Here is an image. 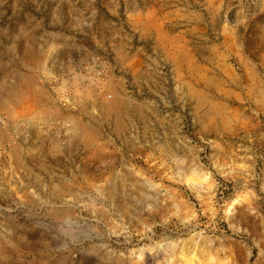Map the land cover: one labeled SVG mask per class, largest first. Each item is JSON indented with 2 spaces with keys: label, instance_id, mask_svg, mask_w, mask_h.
I'll return each instance as SVG.
<instances>
[{
  "label": "rangeland",
  "instance_id": "obj_1",
  "mask_svg": "<svg viewBox=\"0 0 264 264\" xmlns=\"http://www.w3.org/2000/svg\"><path fill=\"white\" fill-rule=\"evenodd\" d=\"M0 264H264V0H0Z\"/></svg>",
  "mask_w": 264,
  "mask_h": 264
}]
</instances>
